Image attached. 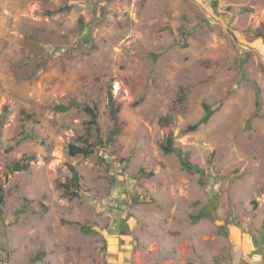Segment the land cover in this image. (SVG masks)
<instances>
[{
	"label": "rangeland",
	"instance_id": "rangeland-1",
	"mask_svg": "<svg viewBox=\"0 0 264 264\" xmlns=\"http://www.w3.org/2000/svg\"><path fill=\"white\" fill-rule=\"evenodd\" d=\"M108 88L114 145L70 157L87 117L53 107H95L105 140ZM172 109L202 174L158 146ZM0 182V264H264V0H0Z\"/></svg>",
	"mask_w": 264,
	"mask_h": 264
},
{
	"label": "trees",
	"instance_id": "trees-1",
	"mask_svg": "<svg viewBox=\"0 0 264 264\" xmlns=\"http://www.w3.org/2000/svg\"><path fill=\"white\" fill-rule=\"evenodd\" d=\"M68 10V8H61L60 11ZM179 93L177 100L178 101H185V96L187 92V88H179ZM107 106H108V114L109 118L112 122V128L108 132L105 140H103L101 136V127L98 123V112L97 109L93 106H88L86 104H81L77 102L76 100H70L66 104H58L53 107V110L57 113H66L69 112L72 109L80 110L84 113V115L87 117L86 121V129L85 132L77 137L75 143H71L68 145V154L70 157L78 158V159H88L92 156H94L97 152L105 150L107 146H113L116 140V137L118 136L120 132V126L121 122H119L117 114L120 110V106L115 103L114 99L112 98V95L110 93V90L108 88L107 90ZM218 106L203 105L204 114L200 118V120L190 126H187L184 129V133H191L196 131L201 125L206 124L210 118L213 116L215 111L217 110ZM24 114V119L27 121H33L35 122V116L33 114H25L23 111L21 112ZM176 114L174 110L172 109L167 115L164 117H161L159 119L160 127L164 128L166 130V135L161 141L158 146L160 150L165 155L174 154L178 157L180 165L182 168L190 173L196 172L201 173L202 171L197 166L191 164L187 158V155L182 153L180 150H177L173 145V135H172V120L173 116ZM256 116H261L260 113V104L259 102L256 103V110H255ZM35 159L34 156L30 155H23L20 159L14 161L9 167L7 174H12L15 172H22L26 171L29 164ZM70 177L67 178L64 182H58L56 183L55 187L56 189L60 190L62 192V195L68 199L72 200L75 198H79L80 196V189H81V177L78 173V171L73 166L68 167ZM4 204V194L2 185L0 182V206ZM202 218H209V214L205 211L199 212L196 216L193 217L194 221H198ZM80 230L84 234H89L92 231L90 227L87 225H79ZM44 253L42 252L41 256H43ZM37 258V257H36Z\"/></svg>",
	"mask_w": 264,
	"mask_h": 264
}]
</instances>
